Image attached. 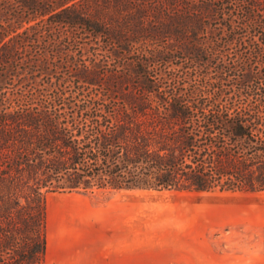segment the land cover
I'll use <instances>...</instances> for the list:
<instances>
[{
	"label": "trees",
	"instance_id": "1",
	"mask_svg": "<svg viewBox=\"0 0 264 264\" xmlns=\"http://www.w3.org/2000/svg\"><path fill=\"white\" fill-rule=\"evenodd\" d=\"M0 14V264L43 263L49 192L264 190V0Z\"/></svg>",
	"mask_w": 264,
	"mask_h": 264
},
{
	"label": "rangeland",
	"instance_id": "2",
	"mask_svg": "<svg viewBox=\"0 0 264 264\" xmlns=\"http://www.w3.org/2000/svg\"><path fill=\"white\" fill-rule=\"evenodd\" d=\"M46 201L50 243L112 226L115 264H241L246 250H264V190L104 188Z\"/></svg>",
	"mask_w": 264,
	"mask_h": 264
},
{
	"label": "crops",
	"instance_id": "3",
	"mask_svg": "<svg viewBox=\"0 0 264 264\" xmlns=\"http://www.w3.org/2000/svg\"><path fill=\"white\" fill-rule=\"evenodd\" d=\"M71 226L76 229V224ZM84 229L83 234L71 233L53 239L52 243L48 231L43 264H115V228L102 227L99 235L95 227ZM241 264H264V250H246Z\"/></svg>",
	"mask_w": 264,
	"mask_h": 264
}]
</instances>
